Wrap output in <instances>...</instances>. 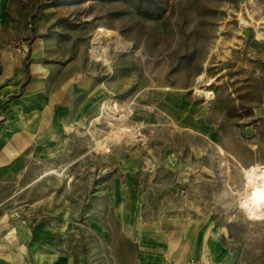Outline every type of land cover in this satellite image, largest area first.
Segmentation results:
<instances>
[{
  "label": "rangeland",
  "instance_id": "obj_1",
  "mask_svg": "<svg viewBox=\"0 0 264 264\" xmlns=\"http://www.w3.org/2000/svg\"><path fill=\"white\" fill-rule=\"evenodd\" d=\"M262 27L264 0H0V58L36 61L0 75L2 132H19L38 68L69 101L0 161V237L28 229L48 264H140L142 245L170 264L187 238L206 264H264V220L240 206L243 168L264 165ZM104 30L108 63L91 53Z\"/></svg>",
  "mask_w": 264,
  "mask_h": 264
},
{
  "label": "crops",
  "instance_id": "obj_2",
  "mask_svg": "<svg viewBox=\"0 0 264 264\" xmlns=\"http://www.w3.org/2000/svg\"><path fill=\"white\" fill-rule=\"evenodd\" d=\"M46 46L43 40L35 41L33 44V51L47 54V49L45 48ZM34 63H36V61H31V63L27 64V61L23 60V58H20V60L14 56L12 58H8V56L5 54L0 58V75L4 76L5 74H8L9 70L12 67L14 70L13 74L15 78H17L18 80H22L24 78L26 79L28 74L29 76L32 75L33 66L36 67V64ZM47 64L48 63H46V65ZM48 71H50L49 68ZM39 77L40 68H38V72L34 70L33 78L30 79L28 83V86L34 87L30 90L29 93L25 94L21 108H19V112L21 113V119L19 120V132L14 133L13 130L5 128L4 132H2V129H0L1 164H4L5 160H9L12 154H16L24 150V148H26L32 142L35 133L38 134L39 128L42 125L43 110L46 109V111H52V106H55V110L60 106H63L64 108L65 105L69 103V101H65L66 103H63V100L58 101V99L60 98L59 93L50 92L49 89L42 87V84L39 83ZM83 90L84 89H78L77 91ZM62 95L63 97H66V94ZM46 98H48V100H46ZM52 99H55V102L53 105H50V100ZM4 104L5 98L2 94H0V118L2 117ZM22 113L25 116L24 118H22ZM32 114H34V117H28ZM33 127L36 129L33 130ZM53 127L54 124H50V127H48L50 129L49 131H51ZM23 129L28 131L29 133L25 135L24 131L22 133ZM17 228H21L24 234H15L13 233L14 230H10L8 234H2L0 237V264H48L49 258H47V255L43 252H53L52 247H50L49 244L46 243L44 247L38 249L35 244L34 248L31 251V245L27 243V241L31 237L28 229L22 226H18ZM15 237L17 239V242L11 240ZM32 238L35 240V242L37 241V232L34 231V234H32ZM141 250L143 252V255L140 264H145L146 248L142 245ZM147 252H149V250ZM204 255V252L200 250V243L196 239L191 242L190 239L187 238L185 239V242L182 243L177 252H174V254L172 253V261L176 260L179 263H186L191 260H203ZM214 256L218 257L217 252H214ZM168 258V255L163 253L162 260L158 263L169 264ZM217 262L218 258L214 260V264ZM151 264H156L153 262V259H151Z\"/></svg>",
  "mask_w": 264,
  "mask_h": 264
},
{
  "label": "bare ground",
  "instance_id": "obj_3",
  "mask_svg": "<svg viewBox=\"0 0 264 264\" xmlns=\"http://www.w3.org/2000/svg\"><path fill=\"white\" fill-rule=\"evenodd\" d=\"M114 34L109 30H104L98 35L100 44L94 45L92 57L110 62V46L113 42ZM206 95L211 96V91H206ZM246 174L247 183L241 193L240 206L244 209L247 217L251 220H264V165L255 163L243 168Z\"/></svg>",
  "mask_w": 264,
  "mask_h": 264
},
{
  "label": "built area",
  "instance_id": "obj_4",
  "mask_svg": "<svg viewBox=\"0 0 264 264\" xmlns=\"http://www.w3.org/2000/svg\"><path fill=\"white\" fill-rule=\"evenodd\" d=\"M242 18V19H241ZM249 15L248 13L246 14V12H241L240 15L238 16V25L241 28H247L251 30V37L254 41H261L263 38L259 37L257 35V31L256 29H254L250 24H248V19ZM264 27L260 28V32L262 35H264ZM264 37V36H263ZM12 46L14 48V50H16L19 53L25 52L26 48H25V44L24 41L22 40H15L12 43ZM171 264H206L203 260H191L189 262L186 263H179L176 260L172 261Z\"/></svg>",
  "mask_w": 264,
  "mask_h": 264
}]
</instances>
